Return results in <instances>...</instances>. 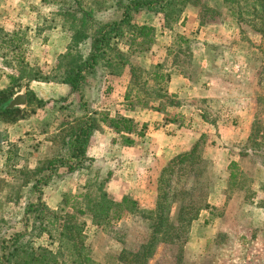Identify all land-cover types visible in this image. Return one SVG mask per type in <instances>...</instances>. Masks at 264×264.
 <instances>
[{"label": "rangeland", "instance_id": "1", "mask_svg": "<svg viewBox=\"0 0 264 264\" xmlns=\"http://www.w3.org/2000/svg\"><path fill=\"white\" fill-rule=\"evenodd\" d=\"M84 1L88 3L89 1L95 2L94 0ZM97 1L100 3L107 0ZM88 5L90 6V4H86V6ZM188 7L193 9V11H191L192 19L184 23V26H187L184 27L188 32L186 33L187 37L182 35L179 36L181 38L177 37L173 40L174 44L172 43L167 49L168 52L163 63L157 62L155 58V55L159 52L158 49H155V43L151 45L149 51L129 55V61L148 71L153 66L160 64L162 65V72L168 74L169 78L172 73L187 76L190 78L189 83H194L195 86L193 87L197 88V90L199 88L197 79H201L203 76L212 79L215 77L223 79V81L218 83L222 93L225 92L221 101L228 107L219 108L222 102L211 100L209 103L207 102L208 99H198L199 101L195 104L193 103L192 106L201 109L205 119L214 125L219 121L220 123H226L230 129H234L230 135H233V132H237L235 133V136H237L236 140L229 147L232 158H236V155L246 150L250 151L251 155L250 157L244 156L239 161V167H236L235 164H230L231 161L229 160L231 158H229V155L226 156L221 152V146L218 147L220 150L218 153L217 147L214 145L215 143L210 144L214 136L213 130L210 129L211 133L209 137L201 138L196 143L195 150L188 156H185L180 167L175 169L171 174L165 173L162 188L163 191L166 189L167 193V198L164 199V202L168 206V221L174 222L181 204L194 203L192 200L193 194L190 192V189H196L203 196L207 193L208 200L209 194L216 185L217 179H219L218 176L222 178V175L231 171L235 174V177L228 180V186L234 190H238L239 188L246 189L247 191L244 195L246 203L255 200L260 206L257 210H248L244 213L247 216L245 220L248 223L251 218L256 221L258 231L252 234L254 237H257L256 240L258 241L251 239L252 236L249 235L251 224L248 225L245 222L242 224L241 229L235 230L231 235V237H239V240L232 242L231 240L233 239L226 237L225 234L227 233H217L213 236L212 240L209 239L208 245L203 246L201 237L203 230L206 229L207 231L208 227L205 228L200 223L199 228L196 227L197 235L195 234L196 237L193 241H191L190 237V228L179 263L175 259L176 251L174 249H170L166 244H158L154 256L148 264H264V240H259L261 236L264 237V194L258 196L250 191L249 185H251V182L248 177L257 168V165L264 166V37L256 33L248 23L237 20L229 10V8H234V5L225 4L223 0H198L197 6ZM24 8L22 3H15L13 0H0V9L2 10L0 26L9 28L13 24V12L19 10L18 15H24ZM94 10H99L96 11V15L101 19H109L111 16L109 11L103 12L104 9L94 8ZM11 13L13 14L12 19L10 17ZM153 16H156V14L140 12L135 15L134 23L142 22L143 18H146V20H150L151 18L152 20ZM1 30L0 86H2V89L8 87L13 80H17V85L21 87L17 93L22 90L26 92L27 88L29 90L37 88L39 85L35 83L38 81H28L25 76H22L23 70L39 78L59 79L61 77V72L56 70V65L61 56L60 58L57 57V61L54 63L44 61L47 55L51 56L57 53V50L51 49V53L49 54L50 50L39 48L35 42L40 37H34L35 32H33L31 27H19L14 30L15 32L8 33L9 35ZM180 31L182 32V30ZM41 35L43 34L41 33ZM35 38L36 40H34ZM105 78L106 76L101 79L90 77L79 92H71V94L62 97L57 95V98L50 97L44 101L46 102L44 107L37 109L32 114L26 113V118L21 121L28 120L31 117L37 119L43 116L44 122H47V124L51 123L52 127L56 130H63L67 124H71L81 118L84 115V109L87 112V110H91L92 108H110L109 102L112 100L110 98L111 90ZM47 81L49 82L40 83H61ZM168 86L169 82L167 84V94ZM133 90H135V86ZM193 96H199V93L195 91V94H192ZM168 97L170 98L169 94ZM171 100L175 102L174 105H165L164 100H151L148 102L147 107H141L135 102L133 103V107L179 108L180 101L172 98ZM114 102L118 106L120 105L117 101H113V104ZM124 103L125 108H127V103L125 101ZM44 108L46 111L40 113L41 115L36 118L35 114L41 112ZM172 116V113H167L165 120L166 118L170 120ZM240 118L248 121L247 123H243V125L247 126L244 131H237L239 129ZM147 131L149 132V128H143L141 133L147 134ZM95 133L100 134L97 137L96 143L102 145L101 147L111 148L114 145L109 140V138H112L110 137L112 135L102 127L98 128ZM54 134L52 132L49 138ZM33 135L35 134L31 136L32 144L28 148L31 147L36 152V154L33 153L35 155L34 160L37 159L36 157L44 158L47 154L53 156L57 153L58 155L60 147L57 139L55 142L52 139L50 147L43 151L41 149L40 152L39 139L34 138ZM14 150H16V156H19L17 149ZM253 151L257 153L253 154ZM23 152L25 151H22V154ZM42 154H44L43 157ZM106 157L110 158V154L104 156L102 160H92L89 166L82 168L87 172H81L82 174L78 178L81 182L80 186H78V183L69 182L74 174H63V171L59 173L57 177L51 180L49 185L41 188L43 191L42 200L45 203L49 201L51 206L57 207L54 210L57 214L73 213L80 222L85 223V243L88 253L95 264H121L118 260L120 252L122 250L130 252L138 250L144 237L150 231L151 221L148 218L151 214L146 213V217L143 218L133 211H128L127 213L130 214V217L115 220L113 224L110 223V225L105 227L94 226L95 228H91L89 226L92 221L90 214L79 215L75 213L78 210L85 211L83 196L81 195H85L88 191L93 192V194L98 193L101 200L107 198L117 200L114 198L112 188L108 184L111 179L112 166L106 161ZM210 158H214L218 164H214ZM203 161H206V163L204 164ZM88 167H92L91 171L86 170ZM241 169L246 173V176L240 173L239 170ZM15 174V172L10 170L7 172L3 170L0 174V191L6 192L8 190L7 196L9 195L10 202L14 203L0 208V220L4 218V220L17 219L20 211L22 212V201H15V199L22 195L25 196L26 189L22 190L20 188V178H17V174ZM37 177L39 176L27 175L21 179L23 181L27 179L30 182ZM158 178H156L154 183L156 196ZM59 187L61 191L57 190ZM86 189L88 190L86 191ZM148 200L149 198H147ZM152 209L153 207H149V209L143 210L149 212ZM229 216L233 217L229 218L227 228L232 230L233 223L231 222H233L235 214ZM6 227V225L0 224V231H5ZM50 231L52 240L48 239L47 235H44L37 240V244L47 246L52 242L50 249L54 251L57 247L60 229L55 227L50 229ZM258 232L260 235H258Z\"/></svg>", "mask_w": 264, "mask_h": 264}, {"label": "trees", "instance_id": "2", "mask_svg": "<svg viewBox=\"0 0 264 264\" xmlns=\"http://www.w3.org/2000/svg\"><path fill=\"white\" fill-rule=\"evenodd\" d=\"M94 1L88 3L84 0H56L59 4L57 16L60 17L63 28L71 34L66 53L56 65L61 77L39 78L30 72L26 73L25 70L22 71V76L28 81L61 82L68 85L71 92H79L88 78L118 76L122 68L128 65L130 82L135 86V90L128 89L124 97L128 110L134 109V102L141 107H147L151 100H164L165 105H174L175 102L167 94L169 75L162 72V65L157 64L148 71L129 61V53L149 51L154 43L153 29L146 25H137L134 23V17L140 12L161 14L165 26L170 27L178 21L188 6H197L198 0ZM223 2L234 5V8H229L233 16L240 22L251 25L256 33L264 37V0ZM94 8L104 9L103 12L109 11L111 16L109 19H101L96 15L99 10ZM128 39L131 42L129 53H125L120 46ZM20 88L17 80H13L8 87L0 89L1 122L15 123L24 120L26 113L32 114L46 105V102L38 99L34 92L27 88L26 108H8L10 100ZM157 110L163 112L164 108L158 107ZM94 115L85 111L81 118L67 124L63 130L50 138V142L52 139L54 142L56 139L58 141V155L56 153L41 159L42 161L39 160L33 170L21 171L20 174L18 172L19 186L26 189V195L15 199L22 201V212L20 211L17 219L0 220V224L7 226L5 231H0V264H95L85 243V223L80 222L73 213L60 215L49 208L42 200L41 190L62 171L63 174L71 175L91 164L92 159L86 154V145L101 125H108L117 134H131L134 131V124L130 119L110 118L106 113H100L97 117ZM168 121L166 118L165 122ZM121 140L126 145L132 143L128 138ZM196 145L189 152L174 157L163 168L157 181L156 201L149 212L141 209L134 199L127 196L118 201L112 198L101 200L98 193L93 194L91 191L83 196L85 211L78 210L75 213L90 214L91 223L96 227L108 226L111 220L120 219L128 211H133L143 218L146 213L151 214L148 218L151 221L150 231L138 250H122L118 257L119 263L148 264L158 244H166L170 249H174L177 263L181 260L186 236L192 224L201 211L210 208L207 193L203 196L196 189H190L194 203L181 204L174 222L171 223L168 221V206L164 202L167 193L166 189L163 191L162 182L165 173L171 174L180 167L185 156L191 154ZM256 153L253 151V154ZM27 175L39 177L30 182L27 179L23 181L21 178ZM234 177L235 174H231V179ZM8 196L6 199L10 202ZM55 227L60 229L56 249H50L52 242L47 246L38 245L37 240L44 235L52 240L50 229Z\"/></svg>", "mask_w": 264, "mask_h": 264}, {"label": "crops", "instance_id": "3", "mask_svg": "<svg viewBox=\"0 0 264 264\" xmlns=\"http://www.w3.org/2000/svg\"><path fill=\"white\" fill-rule=\"evenodd\" d=\"M13 1H15V3H22V6L25 7V10L23 9L25 13L24 15H18L20 11L15 10L13 12L14 17L12 13L10 14L11 19L13 17V24H9V28L0 26V30L2 29L1 31L8 34L15 32L14 30L19 27H31L33 32H35L34 37H40L37 42H35L39 48L50 50L49 54L51 53V49L57 50V53L51 56L47 55L44 61H47V63L56 62L57 57L60 58V56L65 53L71 42V34L63 28L60 17L57 16L59 4L56 0ZM191 11H193V9L187 7L178 21L168 28L165 26L163 15L161 14L153 16L152 20L150 18L151 21L143 18L142 22H136L137 25H146L153 29L155 49L159 50L157 55H155L157 62L163 63L165 61L168 52L167 49L172 43L174 44V39L177 37L181 38L179 36L182 35L187 37L186 33L188 32L186 28H184L187 26H184V23L192 19ZM1 14L2 10L0 9V16ZM180 30H182V32ZM41 33L43 35H41ZM34 40H36V38ZM130 43L128 39L125 44L120 46L121 50L125 53H129ZM131 54L132 53H129V55ZM150 54H152V52H150ZM151 57L153 58V56ZM189 79L190 78L187 76L172 73L169 78L168 94L170 98L180 101V106L179 108H164V111L161 112L158 111L155 106H150L149 108H134L132 110L125 108L124 97L126 91L129 88L134 89L133 84L130 82L128 65L122 68L120 75L106 76L105 81L111 90L110 98H112V100L109 102L110 108H92L93 110L87 111L94 113L96 117L100 113H106L110 118L130 119L134 124V131L131 134H117L108 125H102L101 127L112 135L110 136L112 138H109V140L113 142L114 145L111 144V148L101 147L102 145L96 143L97 137L100 136V134L94 133L86 145V154L92 160H102L104 156L110 154V158H105L106 161L109 162V165L112 166L111 179L108 184L112 188L113 196L117 201L127 196L134 199L141 209L152 208L155 204L154 199H156L154 183L156 178L160 176L163 167L174 157L189 152L201 138L209 137L211 133L210 129L213 130L214 134L210 144L212 145L215 143L214 145L217 147L218 153L220 152L218 147L221 146V152L226 156L229 155V158H231V160H229L231 161L230 164H235L236 167H239V161L242 160L244 156L250 157L251 152L246 150L236 155V158H232L230 156L231 150L229 147L231 143L236 140L237 136H235V133L237 132H233V135H230L234 129H230L226 123H220L219 121L214 125L205 119L201 109L192 106L193 103L195 104L199 101L198 99H208L207 102L209 103L211 100L222 102L219 108L228 107L221 101L223 100L225 92L222 93L218 83L223 81V79L219 77L212 79L203 76V78L197 79L199 82L198 90L193 87L195 86L194 83H189ZM35 84L39 86L31 90L43 101L50 97L57 98V95L62 97L71 94L70 88L64 83L53 84L40 83V81H38ZM1 87L2 86H0V89H2ZM195 91L199 93V96L192 97ZM213 94H215V96H213ZM113 101H117L120 105L118 106L115 104L116 102L113 104ZM45 111L46 109L44 108L41 112L35 114L36 118L41 115L40 113H44ZM83 112H85V109ZM167 113H172L173 116L168 122H165ZM243 118L239 119V129L237 131H244L247 128L243 123H247L248 121L246 119L243 120ZM143 128H149V132L147 131V134L141 133ZM150 129L152 130L150 131ZM60 130L61 129H54L51 123L47 124V122H44L43 116L37 119L31 117L28 120L15 123H3L0 121V174L3 170L6 172L10 170L16 174H18V172L20 174L21 171L25 170H33L37 166L39 160L51 157L47 154L44 158L36 157L37 159L34 160L35 155H33V153L36 154V152H34L31 147L28 148L29 145L32 144L31 136L35 134L33 135L34 138L39 139V150L41 152V149L43 151L50 147L49 136L52 135V132L59 133ZM122 138H128L132 143L129 145L123 144L121 143ZM242 138H244V136H242ZM14 149H17V154L19 156H16V150ZM22 151L28 152H23L22 154ZM43 156L44 154H42V157ZM210 159H212L214 164H218L214 158ZM87 169L91 171L92 167H88L86 170ZM239 171L246 176V173L242 169ZM81 172H85V170L81 169L77 171L76 174L74 173L69 182L78 183V186H80L81 182L78 178L80 174H82ZM231 174H233V172L228 171L227 174L222 175V178L218 176L219 179H217L216 185L208 196L210 208L201 211L202 213L199 215V219L192 224L190 234L191 241L196 237L195 234L197 235L196 227L199 228L198 226L201 224H203L205 228L208 227L207 231L206 229L203 230V235L201 237L203 246L206 244L208 245L209 239L212 240L213 236L217 233H227L225 234L226 237L233 239H230L232 242L239 240V237H231V235L235 230L241 229L243 223H248L247 220H245L247 216L244 213L248 210L254 211L259 209L260 206L255 200L246 203L244 197L247 191L246 189L239 188L238 190H234L228 186V180L231 178ZM248 177L251 182V185H249L250 191L258 196L264 194V166L257 165V168L253 170ZM23 189L24 188H22V190ZM57 190L61 191V188L59 187ZM80 190L82 191V189ZM87 190L88 189H86V191ZM8 192V190H6V192L3 190L0 191V208H3L5 205L14 204L7 201L6 197ZM147 198H149L148 201ZM49 203V201H46V205L49 208L53 210L57 209V207H53ZM233 214H235L233 222H231L233 223V228L230 230L227 228V223L229 222V218L233 217L229 215ZM129 215V213L125 212L118 220L128 217ZM114 222L115 220H111L110 223L113 224ZM91 224L92 223H90L89 226L95 228ZM249 224H251V232L249 231V235L252 236L251 239L256 240L257 237L253 236V234L258 231L256 221L251 218L248 225ZM258 235H260V233ZM259 240H264V237L261 236ZM112 241L114 240L112 239Z\"/></svg>", "mask_w": 264, "mask_h": 264}, {"label": "water", "instance_id": "4", "mask_svg": "<svg viewBox=\"0 0 264 264\" xmlns=\"http://www.w3.org/2000/svg\"><path fill=\"white\" fill-rule=\"evenodd\" d=\"M25 107H26V92L25 90H22L12 97V99L8 104V108L24 109Z\"/></svg>", "mask_w": 264, "mask_h": 264}]
</instances>
